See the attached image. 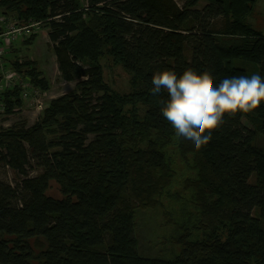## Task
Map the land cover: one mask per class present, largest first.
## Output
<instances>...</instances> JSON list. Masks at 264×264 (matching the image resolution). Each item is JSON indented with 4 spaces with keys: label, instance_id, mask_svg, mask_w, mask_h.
<instances>
[{
    "label": "trees",
    "instance_id": "16d2710c",
    "mask_svg": "<svg viewBox=\"0 0 264 264\" xmlns=\"http://www.w3.org/2000/svg\"><path fill=\"white\" fill-rule=\"evenodd\" d=\"M180 2L0 0V18L48 30L62 80L80 81L31 127L0 130V174L19 176L12 186L0 175V264H264V103L226 116L195 151L161 114L166 92L151 94L164 70L218 83L251 77L242 62L264 79V35L248 22L258 0ZM3 62L50 90L34 61ZM111 67L129 76L128 93L106 81ZM21 93L0 91L5 114L21 112ZM52 182L61 198L48 194ZM148 212L176 229L175 258L142 252Z\"/></svg>",
    "mask_w": 264,
    "mask_h": 264
},
{
    "label": "rangeland",
    "instance_id": "374dc122",
    "mask_svg": "<svg viewBox=\"0 0 264 264\" xmlns=\"http://www.w3.org/2000/svg\"><path fill=\"white\" fill-rule=\"evenodd\" d=\"M176 1L179 5L183 4L180 0ZM204 5L205 3L201 4V7ZM7 20L12 24L17 23L12 16ZM248 22L254 29L264 35V0H258L252 15L248 19ZM5 23H7V21ZM8 26L10 27V24L0 26V32L2 33L5 31ZM34 32L37 35L35 39L33 38L34 40H31L30 38L32 35L29 37L30 39L18 37L14 45H9V49L5 47L4 59L2 62L4 60L15 61L16 59H19L21 62L26 60L34 61L49 82L50 90L42 92L39 89L30 88L28 99L23 100V108L21 112H17L15 114H5L2 105H0V130L13 128L22 124L26 125V127H31L50 101L64 95L72 94L76 89L77 83L80 82H66L62 80L58 70L53 45L48 37L47 29L41 25L39 28H35ZM27 39L32 42L25 43L29 41ZM10 42V40L7 42L0 40L1 48H3V45L6 43L9 44ZM186 52L187 56L190 57V51L187 50ZM235 66L244 67L250 72V76H252L253 73L255 74L258 68H256L253 64H245L242 62H237ZM1 71L3 72L4 79H6L5 75L15 73V71L10 68L9 63L6 68H1ZM105 79L114 90L122 94L130 91L129 76L119 67H111L110 69L106 68ZM255 146L264 149L263 134L258 140H256ZM36 174V171L31 173V175ZM0 175L5 182L11 184L12 186H15L19 180V176L8 169L1 170ZM48 194L55 198H61L60 187L55 182H52ZM139 218L138 237L141 241V249L144 255L146 254L151 258L167 260L175 258V256L179 253V248L173 244V238L177 236L176 229L172 227H164L162 225V219L155 213L148 212L147 214L140 215Z\"/></svg>",
    "mask_w": 264,
    "mask_h": 264
},
{
    "label": "clouds",
    "instance_id": "9594fccd",
    "mask_svg": "<svg viewBox=\"0 0 264 264\" xmlns=\"http://www.w3.org/2000/svg\"><path fill=\"white\" fill-rule=\"evenodd\" d=\"M151 94L158 96L163 90L167 100L161 101L162 116L175 130L180 143L190 142L200 151L212 140V134L238 113L248 114L264 103V79L251 77L223 78L214 82L205 71L198 74L186 69L179 77L174 71L153 74Z\"/></svg>",
    "mask_w": 264,
    "mask_h": 264
},
{
    "label": "built area",
    "instance_id": "2783aa9c",
    "mask_svg": "<svg viewBox=\"0 0 264 264\" xmlns=\"http://www.w3.org/2000/svg\"><path fill=\"white\" fill-rule=\"evenodd\" d=\"M6 21L7 23H5ZM0 22H1L0 26L4 24H10V27L8 26L5 31L0 33V40L6 41V42L9 40L11 41L9 44L6 43L5 45H3V48H1L0 46V67L3 69L4 66L2 64V60L5 54V47L8 48L9 45H11V43L17 41L18 37L29 38L32 34H34L33 33L34 29L39 28L41 25L39 23V24L21 26L18 23L12 24L8 22V20L4 17L0 18ZM1 73L3 75L2 71ZM5 76H6V79H4V75H3L2 83L0 85V91L6 90V89H12L14 87H19L22 91L21 93L22 100L28 99L29 89L31 88L29 82L26 79H24L22 75L16 72L11 75H5Z\"/></svg>",
    "mask_w": 264,
    "mask_h": 264
},
{
    "label": "crops",
    "instance_id": "0c3cea01",
    "mask_svg": "<svg viewBox=\"0 0 264 264\" xmlns=\"http://www.w3.org/2000/svg\"><path fill=\"white\" fill-rule=\"evenodd\" d=\"M47 31H48V30H47ZM14 43H15V42L11 43V45H10V46L14 45ZM8 49H9V48H8Z\"/></svg>",
    "mask_w": 264,
    "mask_h": 264
}]
</instances>
